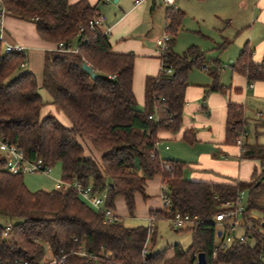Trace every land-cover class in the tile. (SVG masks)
Here are the masks:
<instances>
[{
  "label": "trees",
  "instance_id": "16d2710c",
  "mask_svg": "<svg viewBox=\"0 0 264 264\" xmlns=\"http://www.w3.org/2000/svg\"><path fill=\"white\" fill-rule=\"evenodd\" d=\"M1 1L9 15L34 23L40 39L56 46L45 53L42 88L72 127H64L51 115L40 118L48 102L40 93L36 76L25 72L10 79L26 56L4 55L0 44V137L18 144L30 160L41 158L51 168L60 164L64 182L76 180L90 188L104 198V207L112 211L116 209L115 201L123 198L133 215L135 195L145 197L147 181L161 175L172 210L198 216L200 224L187 229L192 234L188 249L174 246L171 258H167V250L149 252L156 233L148 239L147 227L130 228L121 220L104 223L105 215L70 188L32 192L23 175L7 171L6 157L0 154V216L12 223L6 237V224L0 225V260L43 264L51 254L58 259L64 257L61 264H198V255L203 253L205 264H264V207L251 199L242 219L252 228L246 230L244 240L234 236L233 242L218 249L213 257L220 240L215 216L221 212L222 204L237 201L246 188L251 187L252 192L260 189L264 170L250 183L197 182L185 179V163L163 161L157 154L152 157L161 131L176 133L181 129L187 77L193 69L201 68L210 74L212 85L208 92H224L218 62L210 66L196 47L181 55L173 51L183 20L179 9H167V32L172 38L164 58L173 73L168 75L161 69L157 77L147 78L141 108L133 92L135 56L114 53L109 35L102 29H90L89 22L99 15L97 8L86 0L74 5L69 0ZM80 29L83 32L78 35ZM60 43H75L77 52L60 51ZM248 55L247 50L242 52L235 70L249 81H264V66L252 63ZM84 63L93 68L96 79L84 71ZM242 122V110L230 105L227 143L237 145ZM191 135L193 131H185L184 139ZM79 138L103 153L101 161L86 157ZM240 158L264 165V146L245 145ZM256 211L262 215L257 221L252 217ZM151 214L160 217L165 211Z\"/></svg>",
  "mask_w": 264,
  "mask_h": 264
},
{
  "label": "crops",
  "instance_id": "0c3cea01",
  "mask_svg": "<svg viewBox=\"0 0 264 264\" xmlns=\"http://www.w3.org/2000/svg\"><path fill=\"white\" fill-rule=\"evenodd\" d=\"M79 1L81 0H69V4L74 5ZM86 1L105 17L101 29L109 35L112 51L135 56L133 92L138 105L143 108L146 80L148 77H157L162 69V55L152 47H158L157 44L153 46L155 41L169 34L166 8H159L160 5L152 0L139 5L136 0ZM176 4L183 14V20L175 36L173 51L181 55L187 49L196 47L206 55L201 45H212L218 55L212 61L207 59V62L210 66L215 62L219 63V83L224 92H208L212 85L208 71L197 68L205 72L210 80L199 84L195 75L190 77L192 70L187 77L181 129L176 133L164 130L158 134L161 141L159 149L162 151L161 155L158 151V157L163 161L185 163L184 177L187 180L207 183L235 180L250 183L260 174L252 160L240 158V147L227 143L226 127L228 108L234 105L242 110L241 132L247 133L246 148L259 145L250 140L246 126L253 128L257 139L260 127L264 126V81H249L234 66L244 50L249 52L252 63L264 66V0H176ZM5 27L7 41L26 49L25 69L16 70L10 79L31 72L41 87L45 53L54 50L56 46L40 39L36 25L32 22L7 15ZM187 31L197 33L201 37L200 42H191V46L184 52L178 53L175 50L178 39L183 38ZM147 42L149 48L144 45ZM40 56L42 68L39 66ZM225 64L229 65L226 67ZM50 114L55 115L64 127H72L69 118L48 101V105L40 112V118L44 119ZM185 131H193L190 139H184ZM90 146L94 150L91 144ZM94 151L96 160L101 161L103 153ZM163 184L161 175L147 181L145 197L140 193L135 195L136 209L133 217L136 214V217L149 219L151 213L164 210ZM141 200L143 204L139 207ZM115 206L114 213L119 219L130 216L123 198H118ZM172 256L173 251L167 258Z\"/></svg>",
  "mask_w": 264,
  "mask_h": 264
},
{
  "label": "built area",
  "instance_id": "2783aa9c",
  "mask_svg": "<svg viewBox=\"0 0 264 264\" xmlns=\"http://www.w3.org/2000/svg\"><path fill=\"white\" fill-rule=\"evenodd\" d=\"M104 2H111L113 0H99ZM146 0H136V4L139 5ZM155 3L162 5L167 9H171L174 11L178 10V6L176 4V0H152ZM9 15L6 7L3 2L0 0V44L3 47L4 55L11 54H26V49L19 44H12L7 41V33L5 27V19ZM105 21V17L99 14L97 17L92 19L89 22V27L92 31H97L101 29ZM83 29L78 31V35H81ZM171 37L169 34H165L162 39L157 41V46L162 52V70L166 72V74L171 75L173 73V69L171 67H167L165 63L164 55L168 51L169 42ZM57 49L63 52L76 53L77 47L74 44L66 46L64 43H60L57 46ZM26 60L21 63L20 68L26 67ZM113 78V77H111ZM253 86V85H252ZM261 117V116H260ZM237 146L240 147L241 151L244 152L245 147V139L247 137V133L240 132L238 134ZM161 145V141L158 139L155 143V153L152 154L154 157L155 154L158 155L159 147ZM0 154L6 157L7 171L12 175H26V174H35L41 173L44 175H50L52 173V168L48 167L44 164L43 159L30 160L28 159L23 150L16 143H9L4 140L3 137H0ZM73 189L78 195L87 202L91 207L95 210L102 212L105 215L104 223H116L120 221V219L116 216L114 211L106 209L104 207V198L92 193L90 188H84L81 186L79 182L76 180L73 183H66L63 180L56 181L55 190H63V189ZM168 191L167 185L163 184L162 188V198L164 201V211L165 214L162 216L152 215L149 218L150 226L148 227L149 237L148 239L156 232L155 222L157 219H166L171 222L172 226L177 229H192L195 226L200 224V219L198 216L191 214H182L179 212H175L171 208V200L167 197L166 193ZM243 193L241 194V196ZM240 198L235 202H225L221 206V212L215 216V222L218 224V232H221L220 237H218L219 243L215 250L213 251V257L216 258L218 249L227 248L234 240V236H237L240 240H244V235L246 230L252 228L251 224L246 225L243 221V213L244 208L240 206L241 202ZM12 228V223L8 222L5 225L4 236L6 237ZM242 230L241 234L238 235V231ZM264 234V233H263ZM218 236V235H217ZM264 239V235L262 237ZM51 258L47 260L45 257L43 264H61L64 261V257L58 259L53 257L51 254L49 255ZM0 264H31L28 261L23 260H15L9 262H3L0 260Z\"/></svg>",
  "mask_w": 264,
  "mask_h": 264
},
{
  "label": "rangeland",
  "instance_id": "374dc122",
  "mask_svg": "<svg viewBox=\"0 0 264 264\" xmlns=\"http://www.w3.org/2000/svg\"><path fill=\"white\" fill-rule=\"evenodd\" d=\"M157 5H159V4H157ZM158 7L165 9V7L162 5H160ZM164 36L165 35H163L159 39H162ZM200 39H201V37L197 33L187 31L186 34L183 36V38L179 37L178 44H177V47L175 50L178 53H182L189 46H191V44H192L191 42L199 43ZM158 40L155 41V44L153 46H155L157 44ZM141 41H142V39H141ZM144 45L149 48L148 42ZM152 48L154 51H157V53L160 56L162 55V52L158 47H152ZM152 48H150V49H152ZM201 49L205 51L206 59L212 61V58H214V57L217 58V55H218L217 50L216 49L214 50V47L212 45H210L209 43H205L204 45H201ZM34 61L36 64V58H34ZM228 65L229 64H225L226 67ZM39 66H41V68L43 66L42 62H41V56L39 58ZM23 69H25V68H20L19 70L23 71ZM193 75H195L194 76L195 79L200 81L199 84H202V82H204V80L210 82L208 75L205 72H203L197 68L193 69L190 77H193ZM40 93H41L45 102L52 101L51 96L46 92L45 89L42 88V86L40 87ZM50 115L54 116L57 119V117L55 115H52V114H50ZM47 116H49V115H47ZM246 131L250 134L249 137H250V140H252L253 144L264 145V126L260 127V129H259L260 134L258 135L257 139L254 136L255 131L253 130V128L251 126H246ZM79 142L84 147L85 155L87 157L95 158V156H94V155H96V154H94L95 151L93 149H91L89 142L83 138H79ZM161 152L162 151L159 149L160 155H161ZM187 156H189V155H187ZM95 160H96V158H95ZM253 162L255 163V165L257 167L258 173L261 175L263 170H264V165H262L260 161H253ZM140 172H141V170H140ZM58 180H62V168H61L60 164H57L56 166H54L52 168V173L48 176L41 174V173L24 175V181H25L27 187L33 192L38 191V190L53 191V190H55L56 181H58ZM259 182L262 183L260 189L252 192L254 189H252L251 187L246 188L245 192L241 196V202L239 204L241 207L244 208V210L248 206L249 199H251L254 202L258 201L260 203V205H262L264 207V179H261ZM160 193H161V191H160ZM142 204L143 203L141 200V204L139 202V207H141ZM133 215H130L129 217H122V220L121 219L120 220L124 223L125 226L130 227V228H134V227H138V226H145L148 228L150 226V222H149L148 217L145 219L143 217H136V214H135V217H133ZM252 217L255 221H257V219L260 220L262 218V215L259 211H256V212L252 213ZM5 224H7V219L0 216V225H5ZM155 226H156V232H155L156 233V241H155L153 246L152 245L149 246V252L157 253V252L167 250V255L168 254L170 255L173 251V247L176 245H180L184 249H188L191 246L192 234L190 231H187V229L180 230V229L174 228L172 226L171 222L166 220V219H157V221L155 222ZM241 232H242V230L238 231V233H239L238 235H240ZM50 258H51V256L46 258V259L49 260Z\"/></svg>",
  "mask_w": 264,
  "mask_h": 264
},
{
  "label": "water",
  "instance_id": "95a60500",
  "mask_svg": "<svg viewBox=\"0 0 264 264\" xmlns=\"http://www.w3.org/2000/svg\"><path fill=\"white\" fill-rule=\"evenodd\" d=\"M82 67H83L84 71H86L88 74H90L93 79L97 78L96 73L93 71V68L89 64L84 63ZM220 235H221V232H218V237H220ZM205 262H206L205 254L200 253L198 255V264H205Z\"/></svg>",
  "mask_w": 264,
  "mask_h": 264
}]
</instances>
